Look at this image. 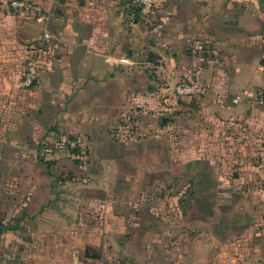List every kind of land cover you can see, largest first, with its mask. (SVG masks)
<instances>
[{"label":"crops","instance_id":"1","mask_svg":"<svg viewBox=\"0 0 264 264\" xmlns=\"http://www.w3.org/2000/svg\"><path fill=\"white\" fill-rule=\"evenodd\" d=\"M11 1L0 0V134H90L88 172L113 177L90 192L103 240L68 244L58 263L264 264V112L253 97L264 86V0H155L139 21L129 0H32L47 11L43 26ZM44 30L56 44L52 67L33 89H18L27 48ZM179 84L197 94L178 100ZM154 111L163 117L146 119L143 131L161 140L135 148L109 141L115 124ZM173 127L182 142L176 158L167 143ZM174 181L184 202L178 218L137 205Z\"/></svg>","mask_w":264,"mask_h":264},{"label":"rangeland","instance_id":"2","mask_svg":"<svg viewBox=\"0 0 264 264\" xmlns=\"http://www.w3.org/2000/svg\"><path fill=\"white\" fill-rule=\"evenodd\" d=\"M155 113L156 111L152 112L151 116L142 114L137 119L127 117L119 127L115 124L108 134L109 141L117 146L135 148L142 142L148 144L155 138L161 140L162 135L143 131V122L146 119L163 117L160 113ZM2 128L1 122L0 131ZM170 135L167 143L170 153L176 158L182 142H179L175 127L171 129ZM69 136L74 137L77 143L71 142ZM41 141L47 146L38 150ZM68 143L72 148L78 146L80 153L69 151ZM4 145L12 149L6 152ZM91 148H94V139L90 134H31L27 140L22 139L19 134H0V169L4 171L0 188V220L4 215V224L17 228L16 233L0 238L2 264H32L37 259L45 261L43 264H54L59 252L58 260H61L65 245L80 239H89L88 234L77 233L82 230V226L97 227L100 221L98 216L102 214L90 192L97 189L98 181L109 182L111 185L113 180L110 170L109 176L102 177H94L88 172L90 169L86 164L90 163V159L94 160L91 158L94 154L89 155ZM164 157L167 155L159 156ZM41 159L48 163L55 162L53 175L49 180L43 173L47 165L40 163ZM23 166L25 170L21 171ZM143 173L144 170L142 177ZM177 185V181L161 183L151 192L142 194L143 202L137 205L141 208L144 205H153L160 216L172 215L178 218L184 202L182 198L178 199L182 193ZM39 187L42 191L37 196L35 190ZM190 190L188 187L183 193L188 194ZM153 195L164 199L159 203L153 202L150 199ZM34 196L37 198L34 199ZM81 209L88 214L85 221L79 217ZM103 237L102 234V240ZM22 246H26L25 253L21 251Z\"/></svg>","mask_w":264,"mask_h":264},{"label":"built area","instance_id":"3","mask_svg":"<svg viewBox=\"0 0 264 264\" xmlns=\"http://www.w3.org/2000/svg\"><path fill=\"white\" fill-rule=\"evenodd\" d=\"M130 6L133 8L131 19H148L156 8L155 0H130ZM10 8L18 13L30 15L34 22L40 25L45 24L47 11L45 8L27 3L24 0H12ZM53 36L44 30L43 37L40 41L30 45L27 48V57L24 62L20 77L16 82V87L21 90L31 89L38 84L41 73L49 70L53 64L54 50ZM260 74L264 79V61L259 68ZM201 94L206 93L202 90ZM176 96L178 100L185 101L197 94L196 88L190 84H179L176 87ZM255 104L264 112V86L253 92Z\"/></svg>","mask_w":264,"mask_h":264},{"label":"trees","instance_id":"4","mask_svg":"<svg viewBox=\"0 0 264 264\" xmlns=\"http://www.w3.org/2000/svg\"><path fill=\"white\" fill-rule=\"evenodd\" d=\"M24 1L27 2V3H32L34 5L40 6L36 2H34L32 0H24ZM130 4L131 3H130V0H129V9L131 10V13H132L133 8H131ZM136 21H139V20L137 19ZM31 89H33V88H31ZM25 90H27V89H25ZM19 125H20V122H8L6 126H9L10 130H16L19 127ZM3 127H4V121H3ZM38 132L36 130V134H38ZM44 133L46 135H48L47 132H44ZM70 141L77 143V140H75V139H71ZM38 146H39L38 150H40L42 148H45L47 145L44 143V141H41V142H39ZM67 147H68V150L71 151L74 154H79L80 153V150H79L78 146H76V148H72L71 144L68 143ZM39 161H40V163L45 164L48 167L52 166L51 163L44 162V160H42V159L39 160ZM90 227L91 226L88 225L86 227V231H85L86 234H88V237H89V239H88L89 241L87 240L88 243L89 244L96 243L97 240H102V232L97 227H91V228ZM16 231H17V228H11V227H8L7 225L3 224V223H0V238L3 237L4 235L14 234V233H16ZM71 243L72 242H70V244ZM66 249H67V245L64 246V250H66ZM21 251L25 253L26 252V246H24V247L22 246L21 247ZM64 255H65V251H64V254H62V258H60L61 260L64 258ZM70 255H71V251L69 252L68 256H70ZM59 257H60V252H59ZM59 257H57L56 263H54V264H60V263H58L59 262V260H58ZM44 262L45 261H42V260L39 261V259H37V260H34L32 262V264H43ZM22 264H24V262Z\"/></svg>","mask_w":264,"mask_h":264},{"label":"water","instance_id":"5","mask_svg":"<svg viewBox=\"0 0 264 264\" xmlns=\"http://www.w3.org/2000/svg\"><path fill=\"white\" fill-rule=\"evenodd\" d=\"M167 122V120L165 119V120H163V123L165 124Z\"/></svg>","mask_w":264,"mask_h":264}]
</instances>
